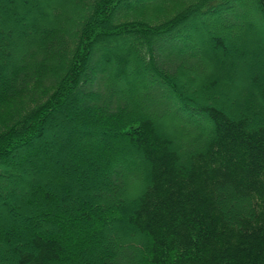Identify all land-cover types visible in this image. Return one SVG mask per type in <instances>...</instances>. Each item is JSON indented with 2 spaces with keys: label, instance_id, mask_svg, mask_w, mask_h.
Returning a JSON list of instances; mask_svg holds the SVG:
<instances>
[{
  "label": "trees",
  "instance_id": "1",
  "mask_svg": "<svg viewBox=\"0 0 264 264\" xmlns=\"http://www.w3.org/2000/svg\"><path fill=\"white\" fill-rule=\"evenodd\" d=\"M41 1L0 0V264H264V0Z\"/></svg>",
  "mask_w": 264,
  "mask_h": 264
},
{
  "label": "rangeland",
  "instance_id": "2",
  "mask_svg": "<svg viewBox=\"0 0 264 264\" xmlns=\"http://www.w3.org/2000/svg\"><path fill=\"white\" fill-rule=\"evenodd\" d=\"M38 1L42 5L48 6V4L45 3L44 1H41V0H38ZM18 12L21 13L22 12V9H20ZM50 13L52 14L53 12L51 11ZM253 20H254L253 21L254 24L262 25V21L260 20L259 16L255 12L253 13ZM208 27H210V26H208ZM212 27L213 28H216L213 25H212ZM212 27L209 28V33L212 32V34H214L213 32L215 31V29H213ZM221 54L222 53L219 52L218 53L219 57H218L217 61L215 63L213 62L214 64H213V66L210 69V73H211L210 75H211V77H217L219 79H222L223 78V75L225 73H227V71H225L226 70V66H222V64H220V63H222V61H224V59L222 58V55ZM227 76H228V80L229 81H226V83L228 84V86L230 85V88L228 90L229 92H227V93L229 94V98L231 100H235L238 91L240 89H242V88L245 87L246 82H244V80H241L244 77H241V74L239 72H237V75L236 76L235 75L228 74V73H227ZM240 81H242V82H240ZM134 161L135 162H137V161L139 162V159L136 158ZM32 178H37V175H35V174L32 175ZM92 196H93L94 199H104V198H108L109 196H112V194L107 193L104 190V185L102 184V186H101V192H98V193L95 192V193H93Z\"/></svg>",
  "mask_w": 264,
  "mask_h": 264
}]
</instances>
